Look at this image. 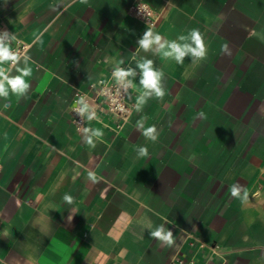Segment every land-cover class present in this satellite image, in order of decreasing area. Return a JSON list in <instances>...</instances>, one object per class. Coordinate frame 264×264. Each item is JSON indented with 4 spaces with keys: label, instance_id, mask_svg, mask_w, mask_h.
I'll return each mask as SVG.
<instances>
[{
    "label": "crops",
    "instance_id": "crops-1",
    "mask_svg": "<svg viewBox=\"0 0 264 264\" xmlns=\"http://www.w3.org/2000/svg\"><path fill=\"white\" fill-rule=\"evenodd\" d=\"M141 2L152 23L134 15ZM0 22L30 44L6 74L32 69L21 96L0 97V264H264V0H0ZM192 29L206 58L165 57L193 46ZM148 30L161 39L145 51ZM144 60L162 99L145 95ZM127 64L141 73L129 122L78 129L77 90ZM160 224L172 246L150 237Z\"/></svg>",
    "mask_w": 264,
    "mask_h": 264
},
{
    "label": "clouds",
    "instance_id": "clouds-1",
    "mask_svg": "<svg viewBox=\"0 0 264 264\" xmlns=\"http://www.w3.org/2000/svg\"><path fill=\"white\" fill-rule=\"evenodd\" d=\"M81 3L87 4L88 0H80ZM139 9L141 10V6L139 5ZM5 35H8L7 31H5ZM14 38V37H13ZM190 38L192 41L193 46L189 45H178L175 42L167 45L168 51L164 52L165 57H174L176 62L179 64L183 63V58L187 54H191L194 58L204 59L207 55V49L204 43V38L201 32L198 29H192L190 31ZM36 39H40V36H37ZM160 35H153V32L151 30H148L144 33V36L142 39L139 40V46L143 48L145 51H148L151 46L155 44L160 43ZM183 39V37H181ZM164 45H161V48H163ZM221 51L223 53L230 55V50L228 48V44L225 43L221 46ZM17 60V57L11 52L10 48L6 46L4 43L0 42V97L7 99L9 97V91L17 97L21 96L29 87V83L25 80L26 76H30L32 73V69L29 67H25L23 70H21V74L15 77H9L6 74L5 69L2 67V65L7 61L15 62ZM153 62L151 60H144L142 63H140L138 66L142 69V78L140 81V84L142 87L146 90H150L149 92H146L145 95H148L150 93H154L155 96L158 99H162L165 95V91L162 89L160 85V78L162 73L153 69ZM134 73L129 71H124L122 69H118L114 75L116 76L118 81L126 82V84L130 85L131 81H127L126 78L130 75H133ZM140 103H143V97L139 98ZM82 103V101L78 102ZM9 104H4V107H9ZM88 110L87 105H83V107L79 108L78 111L83 114L85 111ZM139 110V107L138 109ZM199 117H203L206 119V115L204 112H199L197 114ZM89 120L95 118V114L91 113L89 114ZM143 128L142 125H139ZM143 136L146 139H149L153 142H155L158 139V133L156 127L150 126L147 128H143ZM103 133L96 129L93 131L92 136H89L87 138L86 143L91 146L95 147V143L93 140V137H101ZM148 155V149L146 146L140 147L138 151V156L144 157ZM89 178L95 180V176L93 173H89ZM241 188L237 187L235 184L230 187L231 195L237 199H240L242 202L247 201L249 198V194L246 189L243 188V195L241 194ZM63 201L68 204L72 205L74 203V197L69 194L65 193L62 197ZM69 220H71V215L69 216ZM150 237L153 239H156L160 241L162 244L166 246H172L174 244V234L171 230L164 227L163 224L157 225L154 230L150 231ZM264 259V257H262Z\"/></svg>",
    "mask_w": 264,
    "mask_h": 264
},
{
    "label": "built area",
    "instance_id": "built-area-1",
    "mask_svg": "<svg viewBox=\"0 0 264 264\" xmlns=\"http://www.w3.org/2000/svg\"><path fill=\"white\" fill-rule=\"evenodd\" d=\"M141 6V10L139 9ZM135 16L141 20L152 23L153 10L144 2L131 7ZM7 31L8 35H5ZM14 37V38H13ZM0 42L8 46L11 52L17 57L15 62L8 61L6 73L12 69L18 61L27 55L30 44L19 38L11 28L3 22H0ZM122 69L131 70L134 74L126 78L131 81L128 85L126 82L118 81L114 73ZM140 71L135 67L127 64L114 68L110 74L98 79L90 85V91L78 89L73 98L70 108L73 122L78 129H85L89 114L94 113L95 118L92 120L102 122L112 130H121L130 120L138 105L137 92L135 89V78L140 75ZM82 101V103H78ZM88 106V110L81 114L78 109ZM106 119L112 120L111 123Z\"/></svg>",
    "mask_w": 264,
    "mask_h": 264
}]
</instances>
